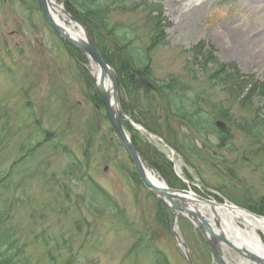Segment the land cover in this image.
Wrapping results in <instances>:
<instances>
[{
	"label": "rangeland",
	"instance_id": "obj_1",
	"mask_svg": "<svg viewBox=\"0 0 264 264\" xmlns=\"http://www.w3.org/2000/svg\"><path fill=\"white\" fill-rule=\"evenodd\" d=\"M151 1L162 3L166 24L165 43L152 53L151 65L157 79L190 77L194 68L187 65L191 61L188 52L204 43L213 49L219 62L231 64L264 83V0ZM55 2L56 6H64L63 0ZM243 2L254 7L245 18L240 13ZM115 19L129 24L143 37L151 29L140 13H120ZM238 23L245 25L249 33L234 39L230 31ZM256 37L261 42V61L248 63L244 48ZM97 70L88 58L84 67L73 59L45 21L37 0H0V174L18 163L8 184L0 187V210L11 206L13 222L27 244V253L39 264H46L50 255L58 261L74 255L78 258L76 264H156L155 252H162L167 264H189L174 238L171 210L135 175L95 98ZM215 95L224 98L219 92ZM117 98L120 107L119 89ZM137 131L147 140L159 141L151 139L144 129ZM46 140L55 147H40L33 162L24 157L34 146L46 145ZM236 143L239 146L243 141ZM160 148L182 182L180 190L237 207L234 197L253 202L264 198V164L257 167L253 156L246 163L215 149L234 178L224 172L223 165L212 168L211 160L210 166L201 162L190 166L174 149ZM208 150L214 148L207 146ZM68 153L87 158L90 175L117 201L128 220L126 226L116 222L109 210L102 214L91 210L80 175L63 173L70 161ZM16 199L20 203L11 205ZM204 214L210 217L208 212ZM239 226L243 228L241 222ZM176 227L194 264H215L189 217L179 215ZM259 234L264 242V234ZM146 237L149 247L143 243ZM221 251L229 264H247L230 248L222 245Z\"/></svg>",
	"mask_w": 264,
	"mask_h": 264
},
{
	"label": "trees",
	"instance_id": "obj_2",
	"mask_svg": "<svg viewBox=\"0 0 264 264\" xmlns=\"http://www.w3.org/2000/svg\"><path fill=\"white\" fill-rule=\"evenodd\" d=\"M63 5L86 27L105 61L114 69L121 110L147 132L161 138L186 164L195 166L201 162L208 166V161L211 160L212 168L223 165L224 172L235 178L233 171L224 165L223 156H219L215 150L222 149L246 163L251 162L253 156L258 161L257 167L263 166V82L242 74L231 64L219 62L213 55V49L206 48L204 43L194 46L188 52L191 61L187 65L194 68L190 71V77L171 76L157 79L151 65L152 53L155 48L165 43L166 35V24H163L164 8L160 2L63 0ZM126 12L140 13L148 20L151 29L147 36L136 34L129 24L115 19L116 14L125 15ZM70 51L79 62L85 64L87 58L84 54L74 48ZM199 81L203 84L199 85ZM217 92L223 94L224 98L215 97ZM95 98L101 104L97 94ZM218 122L223 123L225 129ZM125 126L143 160L161 174L170 187L182 188V182L175 175L172 163L165 153L145 139L127 121ZM239 140L243 143L238 146L236 142ZM44 144L46 145L34 146L24 157L33 162L34 156L42 148L45 150L55 147L48 140ZM207 146H212L214 150L207 151ZM1 148L3 144L0 142V151ZM68 155L70 161L63 173L80 175L91 210L96 214L109 210L115 216L116 222L122 227L126 226L128 220L117 201L97 185L90 175L87 158L84 156L85 159L82 160L70 153ZM195 159L199 162H193ZM15 165L18 166V163L12 164L5 174H0V187H5L8 177L16 173ZM17 199L11 205L19 204ZM233 200L239 206L264 216V198L257 202L249 199L238 200L236 197ZM11 209L8 205L7 209L0 210V264H39L27 253V244L22 241L19 229L13 222ZM144 240L143 243H148L146 247H149L151 243L147 242V237ZM154 259L156 264H167L162 252H155ZM77 262L78 258L74 255L59 261L54 255H50L46 264Z\"/></svg>",
	"mask_w": 264,
	"mask_h": 264
},
{
	"label": "water",
	"instance_id": "obj_3",
	"mask_svg": "<svg viewBox=\"0 0 264 264\" xmlns=\"http://www.w3.org/2000/svg\"><path fill=\"white\" fill-rule=\"evenodd\" d=\"M39 8L42 12V15L48 25L58 34L60 39L67 45L72 46L79 50L80 52L84 53L91 61L94 63L100 71V79L99 82L96 84V91L100 97V100L104 106V110L106 116L110 122L111 128L115 134V137L122 147L124 152L126 153L128 159L133 165V168L136 174L139 176L142 183L145 187L154 195L156 196L162 203L168 206V208L173 212V235L177 244L180 246L181 251L186 256L189 264H193L191 258L189 256L187 247L185 244L180 240L177 232L175 231V226L177 222V218L179 214H186L196 223L199 227L201 233L203 234L205 240L207 241L212 256L214 257L217 264H227L224 257L221 255L219 251V243H224L237 252L239 255L244 257L247 260H251L256 264H264V258L259 257L256 254L250 252L249 250L243 247H237L233 243H231L227 237L223 234V232H216L213 227L211 226L210 222L207 218H205L198 210L194 208V206H190V204H197L198 202H205L210 205H216L218 203L206 200L198 195H195L187 190H180L170 188L166 183L165 186H156L152 183L146 175V168L143 159L141 158L139 152L136 150L135 146L133 145L129 133L127 132L123 120H126L127 117L119 108V102L117 98L118 94V87L115 74L112 68L107 64L104 60L103 56L101 55L100 51L98 50L97 46L93 42L92 38L90 37L89 33L87 32L84 25L69 14L64 8L61 10L64 14L73 22L77 23L83 30L85 38L83 40H76L71 37L61 25H59L52 14V3L51 0H38ZM108 77L112 84V90L107 91L105 89V78ZM135 128H140L133 122H130ZM218 125L225 129V125L221 122H218ZM192 197V198H191ZM190 198V199H189ZM185 204L189 206L186 207ZM230 208H234L230 206ZM240 209V208H239ZM244 210V209H242ZM248 213V210H245ZM253 214V213H251ZM256 217H261L259 215H255ZM264 218V217H262ZM218 227V223L216 224Z\"/></svg>",
	"mask_w": 264,
	"mask_h": 264
},
{
	"label": "bare ground",
	"instance_id": "obj_4",
	"mask_svg": "<svg viewBox=\"0 0 264 264\" xmlns=\"http://www.w3.org/2000/svg\"><path fill=\"white\" fill-rule=\"evenodd\" d=\"M51 3V12L55 21L65 28L66 32L71 37L76 40H83L85 35L82 28L77 23L71 21L59 6H56L55 0H51ZM253 8L252 5L246 4L245 2L241 3L240 13L243 18H245L247 14L252 13ZM262 9H264V7ZM262 11L264 12V10ZM247 29L248 28L245 25L238 23V26L230 31V37L241 39L249 33ZM260 46L261 42L257 37L250 41L249 44H246L244 48L246 51V54L244 55L245 61L248 63L261 61ZM228 48L230 51H233L231 45H229ZM95 76L98 80L100 76L98 70L96 71ZM104 85L108 92L112 90V84L108 77L105 78ZM144 165L149 180L156 186H165V182L148 168L146 164ZM198 203L197 207L200 210L208 212L212 219L221 223L220 231L223 232L227 239L235 243L237 246H245V248L264 258V242L259 234V231L264 234V218H258L244 210L230 208L228 205H210L205 202ZM240 222L243 224V228L239 226Z\"/></svg>",
	"mask_w": 264,
	"mask_h": 264
}]
</instances>
